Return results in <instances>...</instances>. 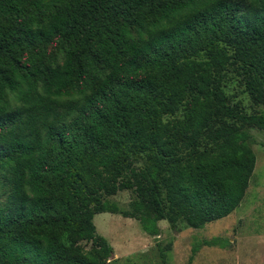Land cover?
<instances>
[{"label": "trees", "instance_id": "1", "mask_svg": "<svg viewBox=\"0 0 264 264\" xmlns=\"http://www.w3.org/2000/svg\"><path fill=\"white\" fill-rule=\"evenodd\" d=\"M238 122L264 130V0H0V264H106L101 212L152 236L229 215L256 162Z\"/></svg>", "mask_w": 264, "mask_h": 264}, {"label": "rangeland", "instance_id": "2", "mask_svg": "<svg viewBox=\"0 0 264 264\" xmlns=\"http://www.w3.org/2000/svg\"><path fill=\"white\" fill-rule=\"evenodd\" d=\"M48 51L55 53V45H50ZM228 76L226 91L236 94L235 99H239L249 112L250 98L240 90L236 72L228 69ZM238 124L256 156L249 186L240 205L229 215L201 228L189 227L182 222L172 227L166 220H160V234L155 236L146 233L136 218L118 212L97 213L93 217L96 231L112 246L106 264H187L191 255L190 264H264V130L257 125ZM133 162L135 166H141L144 159L133 158ZM5 196V188L0 187V204ZM132 198L131 189H121L106 196L108 202L122 210L129 209ZM214 237L219 239V244H204L203 239ZM197 242L202 245L193 254V245ZM82 244L86 248L93 246L91 241Z\"/></svg>", "mask_w": 264, "mask_h": 264}]
</instances>
